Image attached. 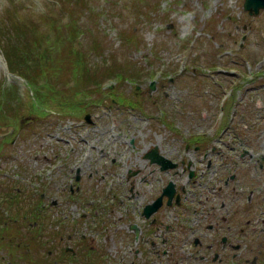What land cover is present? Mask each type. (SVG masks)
Segmentation results:
<instances>
[{"label":"rangeland","instance_id":"obj_1","mask_svg":"<svg viewBox=\"0 0 264 264\" xmlns=\"http://www.w3.org/2000/svg\"><path fill=\"white\" fill-rule=\"evenodd\" d=\"M11 1L30 16L25 22L46 15L61 24L63 43L52 52L68 56L75 16L86 33L75 47L90 50L91 66L129 64L137 77L106 80L116 98L89 89L75 103L80 110L53 98L44 117L15 120L20 130L0 149V200L19 192L39 213L27 225L22 212L4 220L0 209V222L10 221L0 264H207L193 243L201 233L191 228L212 208L223 212L222 201L230 212L239 208L251 188L261 203L257 231L222 264H264V9L251 15L245 0H0V20ZM9 34L0 33V83L32 98L35 90L8 70ZM6 119L0 140L13 131L14 118ZM153 148L177 165L162 170L147 157ZM235 169L226 187L219 179ZM170 181L182 202L164 197L151 217L142 215ZM8 205L5 216L19 212Z\"/></svg>","mask_w":264,"mask_h":264},{"label":"trees","instance_id":"obj_2","mask_svg":"<svg viewBox=\"0 0 264 264\" xmlns=\"http://www.w3.org/2000/svg\"><path fill=\"white\" fill-rule=\"evenodd\" d=\"M9 4L12 7L9 10L7 8L3 11L2 19L0 20V33L11 31L12 34H9V37L15 38L11 40L9 38L8 43L6 42L7 46L4 49L8 70L22 77L26 86H30L35 90V94L32 98L24 99L19 92L18 86L10 85L4 87L0 83V122L4 119L7 120L6 118H14L11 121L12 124L9 125L13 126L11 127L13 131L5 135L4 138H1L0 149L5 142H11V138L20 130V126H16L17 123H15V120L20 122L26 115L37 116V118L44 117L47 115L45 108L53 107L55 104L53 98L58 102L57 105L66 111L67 107H70L71 110H80V107L75 103L76 101H82L85 97L88 98V95L92 94L87 93L89 89H94L95 92L100 91V94L104 97L112 99L116 98V93L114 92L116 88L113 89L112 86L107 87L105 85L106 80L116 77V81L118 80V83H120L125 79H136V75L130 74L132 73V68L129 64L127 67L125 65V67L119 68L115 65H108L104 70H99L101 65L91 66L87 62L86 55L90 50L85 51L75 47L77 37L86 34L84 31H81V26L77 25L76 21L73 20L76 18L75 16L72 17L69 24V31L68 28V32L66 31L69 37L70 47H68L69 54L65 58L60 51L52 52V49L58 50L59 42H62L61 24L57 25L46 15L38 16L37 20L39 22H25L24 19L30 16L19 15L18 10L20 9L18 8V3L15 1H11ZM145 6L147 7V4ZM50 31L56 35L54 40L55 44L49 42L48 35H50ZM46 43H48V46ZM98 46V41H93L92 50L94 51ZM112 74L114 75L110 76ZM62 81L64 82L62 83ZM103 85L104 89L101 90ZM1 150L0 155L2 154ZM24 198L25 196L23 194L17 192L10 198L6 199L5 197L4 200H0V209L1 211L4 210L2 212L4 220L11 219L12 217L17 218V215L22 212V215L28 216L27 225L32 222L31 216L33 213H30L32 210L33 212L34 210L37 212V209L31 208L32 210L29 212L30 210L28 209L30 207H28ZM10 202H13V206L17 207L19 212L15 213L16 215L13 214L14 216L11 213L5 216V211H9L10 209L6 205L10 206L8 205ZM15 207L14 209H16ZM25 216L20 217V219L24 218L22 220L25 221ZM4 220L0 223H4ZM8 221H6V224L4 223L3 228H0V236L3 234V231L9 230L8 224L10 221ZM33 231L36 234L38 230L34 228ZM28 240L33 241V237L28 238Z\"/></svg>","mask_w":264,"mask_h":264},{"label":"flooded vegetation","instance_id":"obj_3","mask_svg":"<svg viewBox=\"0 0 264 264\" xmlns=\"http://www.w3.org/2000/svg\"><path fill=\"white\" fill-rule=\"evenodd\" d=\"M190 145H187L186 148L188 149ZM202 147L197 146L194 150H200ZM215 148L211 147L208 150H205L203 153V157H207L209 151L215 152ZM181 164H185V161H181ZM160 166L159 164H157ZM191 165V164H189ZM212 165V159L209 158L206 161V166L210 167ZM260 166L263 167V162L260 163ZM178 168V167H177ZM237 169L235 172L230 173L229 175L222 176L219 179L221 182L227 186H229L230 180L236 178ZM190 180H194L191 176ZM176 191L178 187H176ZM185 190V188H182ZM234 189V188H233ZM255 192L254 189H249L248 193L245 196V200L243 204H239V208L234 210H228L226 207L225 201L220 203V208H225L222 210L223 212H219L216 209L212 208L204 222L197 227L191 228L193 232L197 230L198 233H201L200 237H194L193 243L195 246L197 245L200 249L203 250V254L201 255V259L204 261L206 260L207 264H222L224 259L231 255L233 258L238 257L243 251L246 249L247 245L243 241L244 237L248 233H256L257 225L259 223V207L261 206L260 200L254 196ZM237 197L243 195V193L238 192ZM177 198L173 199V203L180 204L182 202L181 195H179V201L175 202ZM264 200V195L263 198ZM167 203V202H166ZM217 208V207H216ZM261 208V207H260ZM264 223V221H263ZM261 233L264 234V227L261 229ZM204 231H210V239L205 240L204 238ZM244 252V251H243ZM257 257L254 258L253 263H256ZM248 261V260H247Z\"/></svg>","mask_w":264,"mask_h":264},{"label":"water","instance_id":"obj_4","mask_svg":"<svg viewBox=\"0 0 264 264\" xmlns=\"http://www.w3.org/2000/svg\"><path fill=\"white\" fill-rule=\"evenodd\" d=\"M244 9L248 11L251 15L259 14L262 9H264V0H245ZM151 88H155V83L151 84ZM88 121H91L90 115L86 116ZM147 157L151 159V162L157 163L161 166L162 170H166L170 167H175L177 163L171 162L170 159H167L162 154L158 152L157 148H153L148 154ZM193 172L191 173V176ZM78 179V178H77ZM176 185L174 182H169L168 185L163 189L162 194L158 196L154 201L147 203L144 207L143 214L145 217H151L153 213L157 212L164 202V197H168L167 203L170 205L173 203V199L176 197V201H179V195H176ZM137 234L139 233V228L136 224L130 225Z\"/></svg>","mask_w":264,"mask_h":264}]
</instances>
